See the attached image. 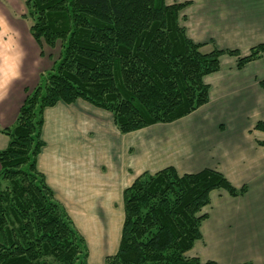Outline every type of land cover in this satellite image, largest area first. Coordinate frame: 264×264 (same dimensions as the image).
<instances>
[{
  "label": "trees",
  "instance_id": "trees-1",
  "mask_svg": "<svg viewBox=\"0 0 264 264\" xmlns=\"http://www.w3.org/2000/svg\"><path fill=\"white\" fill-rule=\"evenodd\" d=\"M189 5L27 0L33 39L41 48L61 44V55L27 94L16 124L0 130L10 139L0 151V264H90L85 239L37 169L46 109L83 100L111 113L124 135L172 124L209 103L205 78L220 71L224 55L237 58L238 69L262 57L264 43L246 57L203 53L181 23ZM256 130L264 132V123ZM215 191L240 198L248 189L214 170L142 175L124 192L119 250L105 264H217L188 256L202 240L203 211Z\"/></svg>",
  "mask_w": 264,
  "mask_h": 264
},
{
  "label": "crops",
  "instance_id": "crops-1",
  "mask_svg": "<svg viewBox=\"0 0 264 264\" xmlns=\"http://www.w3.org/2000/svg\"><path fill=\"white\" fill-rule=\"evenodd\" d=\"M166 3H190L181 23L205 54L218 49L246 57L264 43V0ZM6 36L0 35V130L16 124L27 94L51 70ZM237 66V58H221L220 71L205 78L209 103L197 112L126 135L111 113L83 100L45 110L37 169L85 239L90 264H105L119 250L126 189L142 175L170 167L181 176L214 170L235 188L248 189L240 198L211 194L202 240L188 256L217 264H264V132L256 130L264 123V54ZM9 142L0 132V151Z\"/></svg>",
  "mask_w": 264,
  "mask_h": 264
},
{
  "label": "rangeland",
  "instance_id": "rangeland-1",
  "mask_svg": "<svg viewBox=\"0 0 264 264\" xmlns=\"http://www.w3.org/2000/svg\"><path fill=\"white\" fill-rule=\"evenodd\" d=\"M26 2L27 0H0V35H7V39H16L19 47L26 51L27 58L32 56L35 61L42 62L41 64H50L52 69L60 60L61 44H58L55 49L46 45L41 48L33 39L31 35L33 20ZM49 72L50 70L41 75L38 85L43 84L46 76L43 79L42 77ZM218 254L220 252L215 253L216 256Z\"/></svg>",
  "mask_w": 264,
  "mask_h": 264
}]
</instances>
